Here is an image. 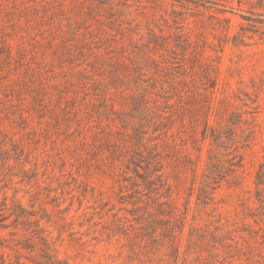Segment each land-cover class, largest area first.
I'll list each match as a JSON object with an SVG mask.
<instances>
[{
  "label": "rangeland",
  "instance_id": "rangeland-1",
  "mask_svg": "<svg viewBox=\"0 0 264 264\" xmlns=\"http://www.w3.org/2000/svg\"><path fill=\"white\" fill-rule=\"evenodd\" d=\"M251 11L0 0V264H264Z\"/></svg>",
  "mask_w": 264,
  "mask_h": 264
},
{
  "label": "trees",
  "instance_id": "trees-1",
  "mask_svg": "<svg viewBox=\"0 0 264 264\" xmlns=\"http://www.w3.org/2000/svg\"><path fill=\"white\" fill-rule=\"evenodd\" d=\"M250 13H251L250 16L244 18L247 21L248 25L251 26L252 28H261V27H263L264 26V20H260V18H254L253 17L254 14H255L254 11H251Z\"/></svg>",
  "mask_w": 264,
  "mask_h": 264
}]
</instances>
